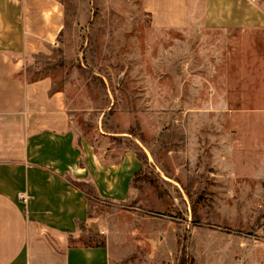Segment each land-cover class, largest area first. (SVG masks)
<instances>
[{
	"label": "rangeland",
	"instance_id": "1",
	"mask_svg": "<svg viewBox=\"0 0 264 264\" xmlns=\"http://www.w3.org/2000/svg\"><path fill=\"white\" fill-rule=\"evenodd\" d=\"M60 1V36L25 77H52L101 158L141 162L123 202L84 187L110 264H178L184 250L186 264H264V29H205L199 11L176 31L140 0Z\"/></svg>",
	"mask_w": 264,
	"mask_h": 264
},
{
	"label": "crops",
	"instance_id": "2",
	"mask_svg": "<svg viewBox=\"0 0 264 264\" xmlns=\"http://www.w3.org/2000/svg\"><path fill=\"white\" fill-rule=\"evenodd\" d=\"M140 7L155 28L188 30L200 11L205 29H264V0ZM63 13L60 0H0V264H110L109 224L90 222L84 187L102 202H123L141 168L135 152L106 161L71 129L68 98L50 75L25 77L30 58L49 56ZM102 229L109 233L96 243Z\"/></svg>",
	"mask_w": 264,
	"mask_h": 264
},
{
	"label": "trees",
	"instance_id": "3",
	"mask_svg": "<svg viewBox=\"0 0 264 264\" xmlns=\"http://www.w3.org/2000/svg\"><path fill=\"white\" fill-rule=\"evenodd\" d=\"M43 59H46L45 57H43ZM48 59V58H47ZM137 175H139V172L135 175V176H137ZM135 178V177H134ZM186 250H184V251H182V255L180 256V259H179V261H178V264H186L187 263V261H188V259L186 258ZM191 261V264H194V261L191 259L190 260Z\"/></svg>",
	"mask_w": 264,
	"mask_h": 264
}]
</instances>
